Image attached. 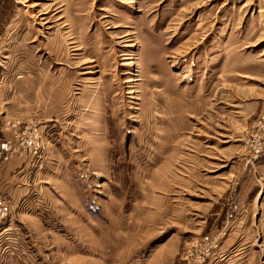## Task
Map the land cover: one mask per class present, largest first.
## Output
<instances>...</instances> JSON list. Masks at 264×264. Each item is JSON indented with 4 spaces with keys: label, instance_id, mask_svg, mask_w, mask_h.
<instances>
[{
    "label": "rangeland",
    "instance_id": "374dc122",
    "mask_svg": "<svg viewBox=\"0 0 264 264\" xmlns=\"http://www.w3.org/2000/svg\"><path fill=\"white\" fill-rule=\"evenodd\" d=\"M6 2L0 161L33 164L21 209L41 229L27 248L20 206L0 194L5 252L264 264V0Z\"/></svg>",
    "mask_w": 264,
    "mask_h": 264
},
{
    "label": "crops",
    "instance_id": "0c3cea01",
    "mask_svg": "<svg viewBox=\"0 0 264 264\" xmlns=\"http://www.w3.org/2000/svg\"><path fill=\"white\" fill-rule=\"evenodd\" d=\"M12 1V0H9ZM10 9V3L6 2L4 4L0 5V37L1 36H8L9 31V27L11 26L12 22L14 21L13 17H9L6 16V11ZM1 42V39H0ZM9 46V45H8ZM6 57V56H5ZM2 118H7L6 115H4ZM22 151H20L19 153H16V155L10 157L7 160H1L0 161V194L5 196L6 198H8L10 200V202L12 204H15L16 206H20L19 209H14V215L18 216L20 219V222L22 223V225L28 229L29 235H28V244L29 247L27 248H32L34 251L36 250V246L38 248L37 245V241L38 239L34 238V234H40L39 230L41 229V226L39 225L40 221H39V217L38 215H36L37 213H35L33 210L31 209H21V206H23V202L24 199L27 198L33 200V179L32 177L28 176L30 173V167L31 162L27 161L24 157L23 154H21ZM27 170V172H26ZM31 178V184L30 186L27 185V183L30 181ZM25 186H27V188H25ZM29 195L31 197H29ZM26 198V200H28ZM22 202V203H21ZM11 215V214H10ZM13 215V216H14ZM14 216V217H15ZM16 218V217H15ZM14 219V218H13ZM12 219V220H13ZM7 225H11V224H7ZM7 225H0V264H34L32 262H26V260L21 258V254L22 251L19 252V248L20 245L18 247V250L15 252V254H8L5 251L8 248H11V241L9 237L12 236H8L9 234L12 235V233L10 232L11 228L10 226ZM49 232V231H48ZM48 232H46L48 234ZM45 233H41V235L43 236V238H47L48 236ZM36 236V235H35ZM15 244V242H14ZM16 245V244H15ZM49 245V244H48ZM48 250H49V246ZM41 247V246H40ZM5 248V250H4ZM46 248V247H44ZM9 250V249H8ZM40 249H37V252H39ZM39 254V253H37ZM49 255H45L44 253V257L43 260L46 264H55L54 258L52 257V252L50 253V251H48ZM49 257V258H48ZM51 258V260H50ZM83 263V260L80 261V264Z\"/></svg>",
    "mask_w": 264,
    "mask_h": 264
},
{
    "label": "built area",
    "instance_id": "2783aa9c",
    "mask_svg": "<svg viewBox=\"0 0 264 264\" xmlns=\"http://www.w3.org/2000/svg\"><path fill=\"white\" fill-rule=\"evenodd\" d=\"M36 139V134H34V131L31 132L29 134V136L27 137V140L25 141L27 145H33L34 140ZM24 143L22 142L21 145H23ZM1 150L3 151H9V147L7 144L3 143L0 147ZM18 150L16 149L15 152H17ZM9 158V156L5 157L4 160H7ZM10 203L8 201H6L1 195H0V225H3L4 222L7 221L9 214H10ZM10 238V237H9ZM10 240H12V238H10ZM16 244V243H15ZM18 247V244H17ZM15 251L18 250V248H12Z\"/></svg>",
    "mask_w": 264,
    "mask_h": 264
}]
</instances>
